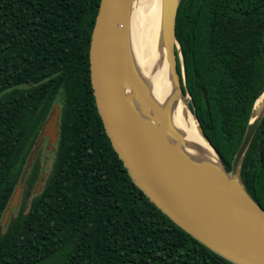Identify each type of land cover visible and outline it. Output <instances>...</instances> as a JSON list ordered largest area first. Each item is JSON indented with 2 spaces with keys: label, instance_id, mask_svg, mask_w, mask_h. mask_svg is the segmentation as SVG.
Here are the masks:
<instances>
[{
  "label": "trees",
  "instance_id": "16d2710c",
  "mask_svg": "<svg viewBox=\"0 0 264 264\" xmlns=\"http://www.w3.org/2000/svg\"><path fill=\"white\" fill-rule=\"evenodd\" d=\"M99 3L0 0V264H232L154 206L113 150L90 83ZM175 34L190 109L229 172L264 86V0H181ZM55 104L51 169L40 148L3 226ZM240 175L264 210V116Z\"/></svg>",
  "mask_w": 264,
  "mask_h": 264
},
{
  "label": "water",
  "instance_id": "95a60500",
  "mask_svg": "<svg viewBox=\"0 0 264 264\" xmlns=\"http://www.w3.org/2000/svg\"><path fill=\"white\" fill-rule=\"evenodd\" d=\"M180 2L162 0L161 27L164 53L174 84L173 95L181 94L186 103L183 69L181 75L177 69V54L181 60V51L175 25ZM133 3L134 0H100L89 46L92 93L113 150L132 182L180 229L232 264H264V210L248 194L240 175L244 156L264 116V100L258 112L255 109L264 86L252 107L229 172L194 114L200 134L214 151L220 168L179 155L174 147H169L149 131L129 98L128 89L150 105L153 119L174 142L184 143L168 118V101L161 105L157 103L129 65L128 28ZM189 103L190 100L188 111ZM59 118V105L55 104L3 214V226L11 210L19 205L25 176L44 141L48 150H54L59 136ZM41 185L42 179L37 183L35 193H39Z\"/></svg>",
  "mask_w": 264,
  "mask_h": 264
},
{
  "label": "bare ground",
  "instance_id": "6f19581e",
  "mask_svg": "<svg viewBox=\"0 0 264 264\" xmlns=\"http://www.w3.org/2000/svg\"><path fill=\"white\" fill-rule=\"evenodd\" d=\"M161 18L162 0H134L128 28L129 65L139 82L157 103L161 105L168 101V118L179 131L184 143L174 142L168 132L153 119L150 105L141 101L130 89L129 98L153 135L159 137L169 147H174V150L183 157L220 168L214 151L201 136L195 118L188 111L185 99L181 94L173 95L174 84L164 53ZM263 100L264 92L257 100L256 112Z\"/></svg>",
  "mask_w": 264,
  "mask_h": 264
},
{
  "label": "rangeland",
  "instance_id": "374dc122",
  "mask_svg": "<svg viewBox=\"0 0 264 264\" xmlns=\"http://www.w3.org/2000/svg\"><path fill=\"white\" fill-rule=\"evenodd\" d=\"M185 97H186V104H187V102L190 100V96L187 94ZM189 112L193 115V112L190 111V109H189ZM46 148H47V142L45 140L41 147L40 154H39L40 168L42 172H45V173L51 169V166L53 163V154L50 150H47L48 148L47 149Z\"/></svg>",
  "mask_w": 264,
  "mask_h": 264
}]
</instances>
